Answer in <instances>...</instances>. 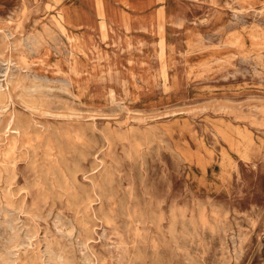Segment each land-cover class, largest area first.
<instances>
[{
    "label": "rangeland",
    "instance_id": "1",
    "mask_svg": "<svg viewBox=\"0 0 264 264\" xmlns=\"http://www.w3.org/2000/svg\"><path fill=\"white\" fill-rule=\"evenodd\" d=\"M68 1L0 0V264H264V0H142L82 99Z\"/></svg>",
    "mask_w": 264,
    "mask_h": 264
},
{
    "label": "bare ground",
    "instance_id": "2",
    "mask_svg": "<svg viewBox=\"0 0 264 264\" xmlns=\"http://www.w3.org/2000/svg\"><path fill=\"white\" fill-rule=\"evenodd\" d=\"M99 1L100 2L98 6H96L98 7L97 10L96 7L90 1L69 0L66 4L60 6L54 17L52 16L53 23L55 24L56 27H58L65 33V37L67 39L65 61L61 62L57 67L59 68L61 66V68H63V70L66 73V79H65L66 81L64 82L66 89H69L71 93H73V95L79 99H82L84 97V92H85L84 91L85 85L81 81V79H79V74L81 73L83 67L92 70H96L98 67L102 69L104 68L106 69V71H104L105 73L114 72L116 74L118 72L113 68L112 64L108 63V60H110V56H108V54H106L104 51L98 49L93 41V33L96 31V29H98V27L104 29L105 31V34L103 35L104 36L103 39L105 41H109L112 45H116V47L119 49H126L127 51H132V52L136 50L140 51L142 45L148 42L156 52H158L159 54L163 52V47H160L161 43L157 41H153L150 39L151 37L149 38L146 34L141 33L138 29L140 27H137L136 29V26L134 25L133 22V18L129 14V11L131 9L138 10L141 6L143 8L142 3L145 2H143L142 0H114L115 4L113 6L112 4H108V2L105 0H99ZM84 2L90 6V8L95 12L97 16L98 15L101 16V21L98 22L96 18L93 19L88 15ZM193 42H196V40H193ZM215 61L214 62L219 65L220 64L222 65V62H226L225 60L223 61L221 59H217ZM114 90H115V86H113L110 89V92H113ZM219 129L221 130L222 139L225 140L230 145V147L235 148L236 147L235 143H236V139L238 138L237 135L238 133L230 127H224L221 125H219Z\"/></svg>",
    "mask_w": 264,
    "mask_h": 264
}]
</instances>
